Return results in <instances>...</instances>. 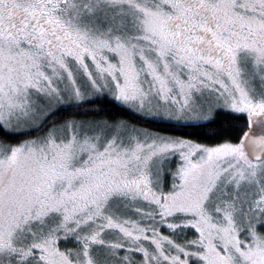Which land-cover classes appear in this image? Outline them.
I'll use <instances>...</instances> for the list:
<instances>
[{
  "label": "snow or ice",
  "instance_id": "6c2138e0",
  "mask_svg": "<svg viewBox=\"0 0 264 264\" xmlns=\"http://www.w3.org/2000/svg\"><path fill=\"white\" fill-rule=\"evenodd\" d=\"M0 264H264V0H0Z\"/></svg>",
  "mask_w": 264,
  "mask_h": 264
}]
</instances>
